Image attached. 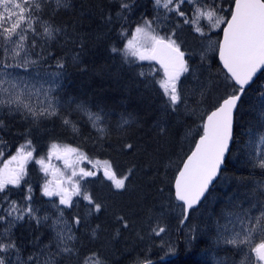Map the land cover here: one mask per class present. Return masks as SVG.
<instances>
[{"label":"snow or ice","instance_id":"6c2138e0","mask_svg":"<svg viewBox=\"0 0 264 264\" xmlns=\"http://www.w3.org/2000/svg\"><path fill=\"white\" fill-rule=\"evenodd\" d=\"M110 3L116 5L115 15L110 11L102 17L104 24L112 26L119 23L118 34L126 41L123 48L113 45L111 52L122 57V63L130 66L146 90L158 84L162 91L161 114L153 124L156 136L169 137L167 121L173 114H180L181 105L185 115L200 120L195 130L199 139L194 141V149L175 174L172 185L174 201L171 197L165 198L160 212H156L154 207L146 209L143 223L148 227V237L159 238L169 254L175 253V241L171 236L165 240L164 236L170 231L166 226V217L177 212L180 231L189 249L196 243L207 242L209 249L220 248L225 252L226 260H221L220 264H264V181L250 189L245 197L249 201L248 207H241L242 201L233 200L220 212L204 220L203 228L196 223L189 224L191 214L199 210L221 175L226 154L234 140L235 115L246 90L254 82L258 71H264V0H232L227 9L223 6V0H151L153 15L149 17L141 13L134 30L131 29L130 17L140 6L138 0H110ZM73 7L72 0H0V117L18 116L29 125L23 133L24 144L18 146L16 154L4 161L0 168V264H58L57 258L65 256L75 257L77 264H107L99 251L82 254L81 249L72 243L76 239L73 226L78 228L88 217H98L111 207L107 200L94 196L89 187L92 181L88 178L99 179V162H92L79 147L65 146V155L57 156V159L64 160L66 168L72 169L67 177L70 187H65L61 181L56 190H52V182L48 180L41 186L42 196L59 197L58 204L49 201L56 213L50 225L54 236L49 243L41 245L40 238L36 237L32 242L36 250L25 257L14 232L22 222L27 221L31 227L35 221L38 228L50 219L47 212L44 216L38 215L41 207L35 203L32 185L25 180L26 166L32 160L40 165L46 176L48 174L45 158L34 155L37 149L30 138L32 130L40 128L47 120L59 118L65 129L78 132L76 122L70 118L75 111L87 117L96 129L98 141L107 140L111 135L106 122L107 113L102 108L93 111L87 103H77L75 99H66L60 94L64 57L56 58V72L49 73L45 67L54 56L50 50L52 45L61 44V41V47L69 43L79 47L80 51L72 55L73 62H79L88 35L81 30L85 14L81 12L75 20L63 24L55 22L57 15L71 11ZM205 20L206 24L201 22ZM164 22H169L171 27L161 34L160 25ZM185 26H190V31L201 38L208 39L207 47L200 53L201 63L198 66L190 64L192 53L184 48L181 33L186 30ZM164 27L168 28V23ZM216 30H222V39L210 38L209 33ZM130 31L131 38H128ZM209 51L218 52L222 68L219 77L206 81L197 72L204 68ZM137 61L155 62L159 68L153 67L147 73L143 70L137 72L131 67ZM161 72L162 79H156ZM185 74L193 79L191 87H184L181 77ZM33 76L41 79L47 77L45 82L49 86L35 88L30 80ZM37 94L43 99H34ZM190 98H195L194 107ZM258 98L261 100L260 116L264 117V89ZM134 122L131 114H122L117 121V132L124 134L118 141V150L122 153L147 152L144 144L126 139L127 129ZM4 127L5 121L0 119V129ZM191 134L192 129H188L182 140ZM260 139L264 141V127ZM6 147L8 145L0 138V158L5 155ZM55 149H58V145L52 143L49 160ZM85 160L93 163V168L79 167L77 171V162ZM249 162L264 175V151L257 152L255 156L250 154ZM103 165L101 182H109V191L113 194L127 191L135 174V166L118 173L108 160L103 161ZM24 186L23 201L11 199L12 189H22ZM164 191V187L159 189L161 195ZM73 197L79 199L74 201ZM81 201L84 202L85 214L81 216L77 211L69 224L64 218V210L74 206L79 208ZM114 223L118 226L110 237L113 241L123 231L133 229L135 222L126 215L114 214ZM102 230V225L97 224L91 230L92 239H99ZM142 231H137L141 240L144 239ZM52 245L55 251L51 250ZM130 264H152V261L146 256L141 258L137 255Z\"/></svg>","mask_w":264,"mask_h":264},{"label":"trees","instance_id":"16d2710c","mask_svg":"<svg viewBox=\"0 0 264 264\" xmlns=\"http://www.w3.org/2000/svg\"><path fill=\"white\" fill-rule=\"evenodd\" d=\"M231 2L232 0H223L227 8ZM72 3L73 10L61 12L55 17V22L63 24L75 20L83 12L85 15L81 30L88 34L84 51L80 53L79 62H73L72 55L80 51L79 47H74L70 43L61 47L63 41L61 44H53L50 50L54 56L49 59L45 67L48 72H56V58L64 57L65 68L61 78L63 87L60 94L66 99H75L77 103H87L93 111L102 108L107 113L106 122L110 127L111 135L107 140L98 141L96 129L88 122L87 117L73 111L70 118L76 122L78 132H73L71 128L65 129L59 118L47 120L40 128L32 130L30 138L37 149L34 155L37 158L47 156L51 144L56 143L61 149L65 146L79 147L92 162L103 163L108 160L115 166L118 173H124L129 167L135 166V174L131 177L128 190L120 194H113L109 191L107 187L109 182H101L103 171L98 172L99 179L88 178L92 181L89 187L94 196L107 200L111 207L98 217H88L78 228L75 226L76 240L74 243L81 249L82 254L92 250L99 251L107 264H130V261L137 255L141 258L148 257L152 264H220L221 260H226L222 249H209L207 242L196 243L190 249L186 247L184 235L180 231L177 212H172L166 217V226L170 231L164 236L165 240L171 236V239L175 241L176 251L173 254L167 252L159 238L148 237V227L143 223L147 208L154 207L156 212H160L165 198L171 197L174 201L172 183L178 167L191 152L194 141L199 138L195 130L200 120L195 116L185 115L183 105H181L180 114H173L167 121L169 137H157L153 124L161 114L163 102L159 85L146 90L135 76V72L130 70V66L122 63V57L111 52L113 45L123 48L125 41L118 34L119 23L105 26L102 19L110 11L114 16L116 5L110 3V0H72ZM138 3L140 6L130 17L132 30L139 22L141 13L149 17L153 15L151 0H138ZM185 28L186 30L181 33V38L185 41L184 48L192 53L190 64L198 66L201 63L200 53L205 48L204 38L191 32L189 26ZM220 31L213 33L215 40H219ZM216 52L209 51L204 68L198 70L197 75L202 80H214L220 76L219 70L222 67L218 63ZM141 65L137 61L131 67L138 72ZM181 80L184 87H191L193 84V79L188 74L181 77ZM262 89H264V71L260 72L246 90L235 115L234 140L230 145L231 148L222 167L221 175L215 181L210 194L199 210L191 214L189 224L196 223L203 228L204 220L220 212L233 200L242 201L241 207H248L249 201L245 197L248 196L250 189L264 181L261 170L253 168L249 162V155L255 156L257 152L254 142L260 137L261 129L264 127V117L260 116L261 100L258 98ZM212 96H215V92ZM190 103L194 107L195 98H190ZM122 114L125 116L131 114L135 121L127 129L126 139L144 144L147 152L122 153L118 150L119 138L124 134L117 132L116 124ZM0 119L5 121V127L0 129V138L8 145L4 151L23 144L25 142L23 133L29 125L20 120L18 116L5 115ZM188 129H192V134L182 140ZM157 149H159L158 153ZM1 159L3 157L0 161ZM88 163L87 160L81 161V167L87 168L85 164ZM33 165V162L29 164L27 179L29 182L31 180L33 190L38 192L36 185L41 179L36 176L37 173H34ZM161 187L165 188L162 195L159 193ZM77 211L81 216L85 214L84 202H80L79 208L74 206L66 209L64 213L71 220ZM253 211L255 212L256 209ZM114 214L126 215L135 222L133 229L123 231L115 241L110 239L118 226L114 223ZM97 224H101L103 230L100 232L99 239L94 240L91 237V230ZM141 229H143L141 232L144 236L143 240L137 236V231ZM14 232L18 243H28L29 236L25 238L24 229L15 228ZM46 235L49 237L47 232ZM32 238H34V233ZM57 259L58 264H77L75 257L65 256Z\"/></svg>","mask_w":264,"mask_h":264},{"label":"rangeland","instance_id":"374dc122","mask_svg":"<svg viewBox=\"0 0 264 264\" xmlns=\"http://www.w3.org/2000/svg\"><path fill=\"white\" fill-rule=\"evenodd\" d=\"M223 6L225 9H227V6L223 3ZM189 15H191V13H189ZM140 21V20H139ZM202 23H207V21H201ZM165 23H168V28H165L164 27V24ZM171 27V24L169 22H164V23H161L160 25V31H161V34H163L165 31L169 30ZM188 27V26H187ZM190 27V26H189ZM134 30V29H133ZM207 31V29H205ZM219 30H216L212 33H209V36L212 40H215V37L213 35V33L217 32ZM198 35V34H197ZM199 36V35H198ZM128 38H131V32H129V36ZM204 42H205V48L207 47V44H208V39L204 38L203 39ZM124 43H126V41H124ZM124 43H123V46H124ZM204 48V49H205ZM212 52V51H210ZM140 62V61H138ZM142 65L141 67H139V71L143 70L144 72H150L151 68L155 67V68H159L155 62H149V61H143V62H140ZM49 73H54L53 71H50ZM162 72L157 76V79H162ZM47 79V77H45L44 79H41L40 77L38 76H33L30 78L31 80V83L35 86V88L39 89L41 86H43L44 88H47L49 85L45 82V80ZM34 99H40L42 100L43 97L42 96H39L38 94L36 96H34ZM24 144V143H23ZM20 146V145H18ZM17 146V147H18ZM254 146L257 150V152L259 151H264V141H262L259 138H257L254 142ZM17 147H15L14 149H9L8 151L5 152V155L3 156V159H1L0 161V168L3 167V162L4 161H7L11 158L12 155L16 154V150H17ZM53 151V155L51 156L50 160H49V157L48 155L47 156H44L45 158V163L46 165L48 166V174L47 176L45 175V173L41 170V167L40 165H37L35 163V160H32V161H29L27 166H26V169H27V173L29 171V164H31V162H33V169H34V173H37L36 176L40 177V181L38 182V184L36 185L37 186V190L38 192L34 191L33 190V194H34V197H35V203L37 204L38 207H41V211L38 213V215L40 216H44L45 213L47 212L49 215H50V219H48L47 221H45L40 227L37 228L36 224H35V221L32 222L31 224V227H29L27 221L25 222H22L21 225H18V227L21 226V230H25L26 234H25V238L27 239L28 237V243H20V245H23L26 250L23 251V255L26 257L30 252L36 250L33 248V244L32 242L35 240L34 238L36 237H39L40 240H39V243L41 245H44V244H48L49 241L52 239V237L54 236V233L50 227L51 223H52V220L55 219V216H56V213H55V209H53L49 203V201H55L57 204L59 203V197H56V196H53L51 198L49 197H44L41 195V186L45 183L46 180L48 181H51L52 183L50 184V188L52 190H56L57 188V184L61 181L64 182V186L65 187H70L68 184H67V177L71 175V171L72 169L71 168H66L65 167V164H64V160L63 159H57V156H61L63 157L65 154H64V151L63 149L61 148H58V149H55V150H52ZM256 152V154H257ZM255 154V155H256ZM73 160H75V157L73 156L72 157ZM87 165L89 169H92L93 168V163H88V164H85ZM14 165H10V167H13ZM81 161L77 162V171L79 170V167H81ZM98 167L101 171H103V163H99L98 164ZM25 180L28 181V183L31 184V180L29 182V179H27V175L25 176ZM11 187V186H9ZM33 187V185H32ZM25 189H26V186H24V188L22 189H12V195H11V199H14V200H19V201H23V197H24V192H25ZM37 200V201H36ZM38 200H40V202H38ZM73 200H78L77 197H73ZM62 207V206H61ZM66 210V209H65ZM64 210V211H65ZM84 212H85V208H84ZM64 218L66 221L69 222V224H71V220L66 216V214L64 213ZM24 228H23V226ZM34 226V227H33ZM16 227V228H18ZM34 228V229H33ZM74 228L75 226H73V233H74ZM36 231V232H35ZM33 232H34V238L33 237ZM46 232L49 234V237L46 235ZM51 234V235H50ZM75 235V234H74ZM46 236V237H45ZM76 237V236H75ZM47 238V239H46ZM76 240V239H75ZM74 240V241H75ZM74 241H72V243H74ZM26 245V246H25ZM51 250L52 251H55V246L52 245L51 246ZM58 263H59V260H58Z\"/></svg>","mask_w":264,"mask_h":264},{"label":"water","instance_id":"95a60500","mask_svg":"<svg viewBox=\"0 0 264 264\" xmlns=\"http://www.w3.org/2000/svg\"><path fill=\"white\" fill-rule=\"evenodd\" d=\"M223 38V32L221 31V34H220V39H222ZM217 54V59H218V63H219V65H221V63H220V60H219V56H218V52L216 53ZM158 65V64H157ZM159 66V65H158ZM221 67H222V65H221ZM260 72L261 71H258V73H257V75H256V77L254 78V80L259 76V74H260ZM249 88V87H248ZM247 88V89H248ZM199 139V138H198ZM197 139V140H198ZM194 147H195V143H194V145H193V148L192 149H194ZM231 148V147H230ZM191 154V152L188 154V155H190ZM227 155H228V153L226 154V157H227ZM187 158V156L184 158V159H186ZM226 160V159H225ZM183 165L181 164V166L180 167H182ZM173 183H174V180H173ZM173 183H172V185H173ZM215 184V183H214ZM173 196H174V188H173Z\"/></svg>","mask_w":264,"mask_h":264},{"label":"flooded vegetation","instance_id":"af4514ba","mask_svg":"<svg viewBox=\"0 0 264 264\" xmlns=\"http://www.w3.org/2000/svg\"><path fill=\"white\" fill-rule=\"evenodd\" d=\"M22 226H23V225H22ZM17 227H18V226H17ZM33 227H34V226H33ZM18 228H21V226H20V227H18ZM23 228H24V226H23ZM33 233H34V232H33ZM22 248H23V249H25L23 246H22Z\"/></svg>","mask_w":264,"mask_h":264},{"label":"bare ground","instance_id":"6f19581e","mask_svg":"<svg viewBox=\"0 0 264 264\" xmlns=\"http://www.w3.org/2000/svg\"><path fill=\"white\" fill-rule=\"evenodd\" d=\"M37 205V204H36ZM51 235V234H50ZM24 247V246H23Z\"/></svg>","mask_w":264,"mask_h":264}]
</instances>
